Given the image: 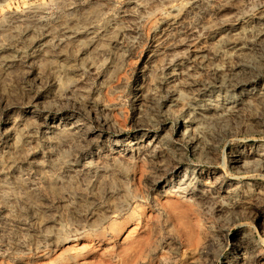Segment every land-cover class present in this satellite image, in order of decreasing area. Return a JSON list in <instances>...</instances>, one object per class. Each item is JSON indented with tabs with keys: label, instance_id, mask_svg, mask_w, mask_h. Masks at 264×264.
<instances>
[{
	"label": "rangeland",
	"instance_id": "rangeland-1",
	"mask_svg": "<svg viewBox=\"0 0 264 264\" xmlns=\"http://www.w3.org/2000/svg\"><path fill=\"white\" fill-rule=\"evenodd\" d=\"M0 264H264V0H0Z\"/></svg>",
	"mask_w": 264,
	"mask_h": 264
},
{
	"label": "bare ground",
	"instance_id": "bare-ground-1",
	"mask_svg": "<svg viewBox=\"0 0 264 264\" xmlns=\"http://www.w3.org/2000/svg\"><path fill=\"white\" fill-rule=\"evenodd\" d=\"M236 162H239V160H237Z\"/></svg>",
	"mask_w": 264,
	"mask_h": 264
}]
</instances>
